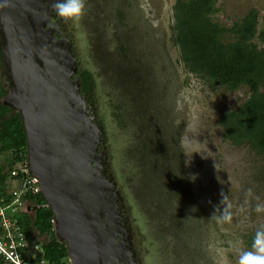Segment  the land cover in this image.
Here are the masks:
<instances>
[{"label":"rangeland","instance_id":"1","mask_svg":"<svg viewBox=\"0 0 264 264\" xmlns=\"http://www.w3.org/2000/svg\"><path fill=\"white\" fill-rule=\"evenodd\" d=\"M174 2L87 0L78 26L54 22L52 7L45 10L51 8V33L60 23L56 38H67L70 78L85 100V116L96 124L95 154L116 193L133 262L237 264L233 245L250 248L249 238L264 226V213L255 211L264 203V156L225 138L219 119L250 89L214 86L185 69L174 42ZM251 9L257 30L264 29V0H216L211 18L231 26ZM0 52L4 101L13 105L16 88L1 23ZM82 73L89 77L85 90ZM11 159V152L1 153L0 165ZM249 188L252 198L246 197ZM222 192L232 204L230 224L216 219ZM105 256L100 249L101 264Z\"/></svg>","mask_w":264,"mask_h":264},{"label":"water","instance_id":"2","mask_svg":"<svg viewBox=\"0 0 264 264\" xmlns=\"http://www.w3.org/2000/svg\"><path fill=\"white\" fill-rule=\"evenodd\" d=\"M36 3L42 6V0H0L11 78L22 93L10 105L23 114L29 168L53 212L55 233L66 244L72 264H101L100 249L106 254L104 264H120L119 252L130 246V240L124 228L117 224L121 214L117 211L116 193L101 174L100 158L95 154L97 127L91 122L92 117L79 116V112L86 113V105L80 99L76 80L70 78L67 38L61 42L51 38L43 29L40 17L37 21L33 18L35 30L31 25L27 12L34 8L29 5ZM55 79L58 87L65 86L63 92L57 90ZM77 133L83 134V139L74 146L67 145ZM42 144H47L49 155H63L61 169L68 182L66 187L73 185L70 191L52 183L54 172L46 171L41 161Z\"/></svg>","mask_w":264,"mask_h":264},{"label":"trees","instance_id":"3","mask_svg":"<svg viewBox=\"0 0 264 264\" xmlns=\"http://www.w3.org/2000/svg\"><path fill=\"white\" fill-rule=\"evenodd\" d=\"M216 0H175L174 42L187 71L198 74L214 86L236 89L246 86L248 97L235 110L223 111L219 124L222 135L236 145L246 144L264 156V29L257 30V11L249 10L231 26L215 22L211 14ZM224 36H228L225 39ZM257 38V41H255ZM0 52V154L11 152L10 163L0 165V193L6 195V179L12 167L28 161L23 114L4 101ZM82 90L89 77L82 73ZM87 80V81H86ZM7 168L5 169V167ZM26 212L15 214L21 230L40 245L37 258L64 264L67 248L53 229V212L41 192L28 193ZM250 237L248 243H252Z\"/></svg>","mask_w":264,"mask_h":264},{"label":"built area","instance_id":"4","mask_svg":"<svg viewBox=\"0 0 264 264\" xmlns=\"http://www.w3.org/2000/svg\"><path fill=\"white\" fill-rule=\"evenodd\" d=\"M40 192L39 181L30 171L28 161L12 167L6 179V195L0 193V264H51L45 258H37L40 245L29 237L15 216L27 211L24 198L28 193ZM54 227V218L51 219ZM64 264H72L69 255Z\"/></svg>","mask_w":264,"mask_h":264},{"label":"clouds","instance_id":"5","mask_svg":"<svg viewBox=\"0 0 264 264\" xmlns=\"http://www.w3.org/2000/svg\"><path fill=\"white\" fill-rule=\"evenodd\" d=\"M86 5L87 0H53L52 10L56 16L65 22H71L73 25L78 26L85 14ZM221 197L220 205H223V208L216 209V211H220V215L216 219L218 223L230 224L233 219L232 204L227 194L222 192ZM246 197H254L251 188L247 190ZM241 211H243V208H241ZM255 211L264 213V203H257ZM233 247L238 254L237 264H264V226L256 230L250 248H241L237 245H233ZM220 264H225V262L221 259Z\"/></svg>","mask_w":264,"mask_h":264},{"label":"flooded vegetation","instance_id":"6","mask_svg":"<svg viewBox=\"0 0 264 264\" xmlns=\"http://www.w3.org/2000/svg\"><path fill=\"white\" fill-rule=\"evenodd\" d=\"M39 3H41V1ZM52 3H53V1H51V0H42V6L39 5V7H38V3H36L34 6H31V4H30L29 8H32V7H34V8H33V10H30L27 12V16H28L29 20L31 21V25H32L34 30H35V27H34L33 21L39 20L38 17H40V21L42 20L43 24H44L43 29L50 33L51 38L57 39L56 37H59L61 32L56 27H60V23H57V25H54L53 33H51V24H50L49 20L46 18L48 16L49 9H51V8H49L47 12H46L45 8H47L49 6L52 7ZM33 18H34V20H33ZM51 19L54 22H57V21L61 22L62 21L61 18L56 16V14L54 13L53 10H52V18ZM0 23L2 25L1 17H0ZM34 33H35V31H34ZM6 47L9 49V46L7 45V41H6ZM37 47H38V44H37V42H35V51H37V49H36ZM34 58H35V60H34V63H35V61L38 60L36 54L34 55ZM1 69L3 70V66L1 67ZM15 95L22 97V93L17 89H15ZM81 116L86 117L85 114H82V113H81ZM91 122H93L92 119H91ZM47 132H48L47 134H50L49 131H47ZM83 137H84L83 134L77 133V135L74 137L73 140H71V139L68 140L69 144H67V145H73L74 146L75 143L77 144L79 142V140L83 139ZM46 147H47V144H45V146L41 147L40 156L42 155V150H45L47 152ZM61 155L55 156L53 154H51V155L44 154V158H43V160L41 159V161L43 162V165L46 168V171L48 170L50 172V174H52L51 172H54L55 176L51 177L52 183L55 186L59 187V189H61V190L66 189V190L70 191V188L73 187V185L72 186L68 185V186H70V188L66 187L68 182L66 181V178L63 176L64 171L61 169V159L63 156V155L62 156ZM51 167H52V169H51ZM101 174L104 176L103 171H102V167H101ZM76 193H77V191L74 190L73 195H76ZM117 220H118L117 224L120 225L121 217H118ZM131 248H132V246L130 244V246L127 249H125L123 251L121 250L119 252V255L120 256L122 255L120 258V264H135L133 262L132 253L130 252Z\"/></svg>","mask_w":264,"mask_h":264},{"label":"bare ground","instance_id":"7","mask_svg":"<svg viewBox=\"0 0 264 264\" xmlns=\"http://www.w3.org/2000/svg\"><path fill=\"white\" fill-rule=\"evenodd\" d=\"M65 80H66V79H65ZM54 83H56L55 85H56L57 90H60V91L63 92V88H64L65 86L63 87V85H62L61 87H58L59 82H58V80H56V79H55ZM61 98H62V100H65V99H64V96L61 97ZM65 108H66V107H65ZM63 111H64V110L61 109V112H63Z\"/></svg>","mask_w":264,"mask_h":264}]
</instances>
